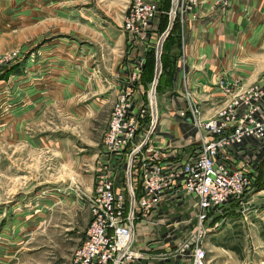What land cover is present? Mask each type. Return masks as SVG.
I'll return each mask as SVG.
<instances>
[{"label":"rangeland","instance_id":"374dc122","mask_svg":"<svg viewBox=\"0 0 264 264\" xmlns=\"http://www.w3.org/2000/svg\"><path fill=\"white\" fill-rule=\"evenodd\" d=\"M156 1L161 18L149 50L152 65L159 36L170 21L171 7V0ZM226 7L219 3L215 14L224 23L230 21L222 28L229 35V43L223 44L226 41L222 39L213 45L228 66H224L227 70L223 75L206 82L196 93L201 120L249 86L261 88L264 111V5L253 7L257 9L254 12L227 13L225 19ZM129 8L130 0H0V264H71L88 222L87 202L100 175L95 178L93 156L98 147L103 148L111 108L92 106L94 96L90 92L66 99L62 92L56 93V98L50 93L46 98L42 88L36 87L46 83L43 73L36 75L30 67L47 52L53 38L69 37L80 49L85 41L97 44L94 39L101 40L97 31L103 29L98 24L127 34L122 21ZM179 9L172 15L169 35L159 48L160 69L166 72L177 53L175 46L181 44L179 23L174 21ZM62 24L71 27L63 30ZM72 26L96 29L85 28L86 36L79 38L71 32ZM124 49L126 52L127 47ZM53 57L44 59L60 83L75 72L79 74L78 50L70 61H55ZM224 62L220 61L222 65ZM31 72L34 78H30ZM19 76L26 79L23 85L17 81ZM74 83L61 86L70 88ZM154 90L153 86V97H146L144 109L148 114L152 113ZM31 98L35 99L34 107L26 111ZM86 104L89 107L83 106ZM15 114L18 120L23 118L22 124L21 120L14 123ZM202 224L206 229L201 238L206 264H264V158L256 166L249 188L209 213Z\"/></svg>","mask_w":264,"mask_h":264},{"label":"crops","instance_id":"0c3cea01","mask_svg":"<svg viewBox=\"0 0 264 264\" xmlns=\"http://www.w3.org/2000/svg\"><path fill=\"white\" fill-rule=\"evenodd\" d=\"M263 5L264 0H229L223 18L227 19V13L240 14L246 9L254 12L257 9L253 7L256 6L260 9ZM218 7L219 4L214 3L213 0H200L198 5L190 10H179V15L176 18L179 23L178 31L181 44L178 54L170 61L167 72L160 69L155 81L154 121L150 130L148 128L150 116L144 107L149 94L147 87L151 88L153 79L149 50L153 45V39L160 30V16L150 22L142 36L124 34L122 30L114 32L115 28L112 30L106 27V24H98L97 27L103 29L97 31L101 40L95 38L97 44L85 41L82 46L80 45V49L74 46L75 41L69 37L53 38L48 49H45L47 52L41 53L31 64L32 72L35 71L34 73L39 75L41 71L44 75L46 83L42 82L43 86L36 85V87L42 88L46 98L50 97V93L56 98V93L62 92L66 99L73 95L84 97L90 92L91 96H94L90 102L92 106L100 108L106 105L111 108L119 89L129 92L132 103L128 114L135 121L137 127L134 143L145 136L147 128L149 130L142 148L131 158V181L136 198L140 196L137 173L142 161L177 167L183 161L190 159L197 147L195 140L198 130L195 123L190 118L186 121L183 120L179 112L184 110V113L189 116L186 105L188 101H191L198 109L196 117L201 119L199 105L195 98L196 93L203 90V85H206V82L223 75L227 70L224 66H228V64L224 62L223 56L216 54L213 45L214 42L222 43L223 40L226 41L223 44L229 43V35L222 28L228 27L230 21L227 19L224 23L217 19L218 15L215 14V10ZM78 17L76 15V18ZM46 21L48 20L46 19ZM47 23L49 26L50 23ZM84 24L88 25L89 22L86 21ZM70 27L61 25L63 30H68ZM85 28L86 30H95L96 26ZM85 28L72 26L71 32H75L79 38H83L86 36ZM215 29L218 31H214ZM97 34L92 33L93 36ZM124 46L127 47L126 52ZM115 49L117 52L114 53ZM75 50H78L80 55V60L77 63L79 74L75 72L72 78L65 77L63 82L66 83H60V77L53 71V67L50 69L47 66L46 59L55 56L53 57L55 61L59 59L70 61ZM123 57V64L120 65V60ZM49 59L51 60V58ZM221 60L224 62L223 65L220 63ZM32 72L30 78H34ZM132 74L136 77L133 84L129 86L125 83L131 79ZM78 75L80 79H78ZM19 78L17 81L23 85L26 79L22 76ZM73 81L76 83L73 87L61 86V84H71ZM35 82L39 83L38 80ZM34 101L35 99L31 98L26 111L33 109L34 106L31 104ZM83 106L89 107L88 104ZM78 108L81 107L78 106ZM22 119V117L19 119L21 124L23 123ZM19 120L15 114L14 123ZM93 157L95 178L97 174H108L111 177L114 191H121L124 194L123 170L127 152L109 154L103 148L98 147ZM195 210L194 198L179 192L176 193L173 185L163 190L159 200L152 208L140 210L138 206H135L133 237L130 244L131 253L122 258L119 264H188L187 258L174 254L173 250L194 227ZM81 237L82 232L79 239Z\"/></svg>","mask_w":264,"mask_h":264},{"label":"built area","instance_id":"2783aa9c","mask_svg":"<svg viewBox=\"0 0 264 264\" xmlns=\"http://www.w3.org/2000/svg\"><path fill=\"white\" fill-rule=\"evenodd\" d=\"M213 1L224 6L229 2ZM199 2L171 0L169 18L174 17L172 15L178 6L180 11L190 10ZM158 14L156 0H130L122 27L129 35L142 36ZM135 77L132 74L125 84L131 86ZM261 94L260 87L249 86L204 120L196 117L198 110L188 101L186 108L189 116L184 110L179 115L185 121L192 119L198 130L195 140L197 147L192 157L177 167L142 161L137 173L140 196L136 198L131 181V158L145 143L154 116L148 114L149 130L147 128L145 136L134 143L137 127L128 114L132 100L128 91L119 89L111 105L101 144L109 154L127 152L123 170L124 194L114 191L108 174L97 177L87 202L88 222L80 243L73 251L71 264H119L122 258L131 253L134 207L138 206L140 210L152 208L163 190L172 185L176 193L192 196L196 209L194 227L177 245L174 254L187 258L188 264H206V250L201 241L206 229L202 222L209 213L228 204L249 188L256 166L264 158Z\"/></svg>","mask_w":264,"mask_h":264},{"label":"water","instance_id":"95a60500","mask_svg":"<svg viewBox=\"0 0 264 264\" xmlns=\"http://www.w3.org/2000/svg\"><path fill=\"white\" fill-rule=\"evenodd\" d=\"M170 26H171V19H170L168 25L166 26V28L164 29V31L162 32V34L159 36V40H158V43L156 45L155 70H154L153 79H152V83H151L152 92H150L152 94H153V86H154L155 81H156L158 74L160 72V64H159V60H158L159 48L161 46V41L164 39V37H165L166 33L168 32ZM151 111H152V114L154 115L155 106H153L151 108Z\"/></svg>","mask_w":264,"mask_h":264},{"label":"trees","instance_id":"16d2710c","mask_svg":"<svg viewBox=\"0 0 264 264\" xmlns=\"http://www.w3.org/2000/svg\"><path fill=\"white\" fill-rule=\"evenodd\" d=\"M157 4H158V8H160V4H159V1L157 2ZM169 4H170V1H169ZM169 6V5H168ZM158 16H160V18H161V13H159L158 14ZM168 17V16H167ZM174 21H177V19H176V17L174 18ZM172 26V25H171ZM171 28V27H170ZM164 29V28H163ZM162 29V30H163ZM170 31V30H169ZM169 35V34H168ZM167 35V36H168ZM175 48H178L177 49V53L176 54H178V52H179V45H177V46H175ZM176 56V55H175ZM151 67H152V74H154V70H155V56H154V58H153V65L151 64ZM163 68L161 67V70H162ZM135 194V193H134ZM135 197H136V194H135Z\"/></svg>","mask_w":264,"mask_h":264},{"label":"bare ground","instance_id":"6f19581e","mask_svg":"<svg viewBox=\"0 0 264 264\" xmlns=\"http://www.w3.org/2000/svg\"><path fill=\"white\" fill-rule=\"evenodd\" d=\"M150 92H151V91H150ZM150 92H149V93H150ZM150 94H151V93H150ZM132 235H133V233H132ZM132 237H133V236H132Z\"/></svg>","mask_w":264,"mask_h":264}]
</instances>
